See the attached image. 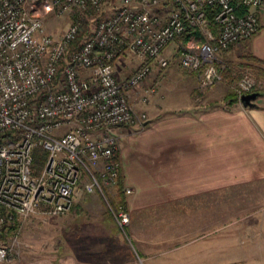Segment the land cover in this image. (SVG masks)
Instances as JSON below:
<instances>
[{
  "label": "built area",
  "instance_id": "built-area-1",
  "mask_svg": "<svg viewBox=\"0 0 264 264\" xmlns=\"http://www.w3.org/2000/svg\"><path fill=\"white\" fill-rule=\"evenodd\" d=\"M104 1L0 0V223L15 218L19 228L34 213H66L80 190L97 192L110 209L103 189L118 176L115 130L142 127L153 66L162 70L175 57L198 91L210 88L221 81L218 52L257 31L263 4L114 0L95 21ZM76 14L88 17L83 32ZM60 18L69 19L63 29L46 30ZM126 56L135 64L121 76ZM260 84L243 72L230 88L240 104ZM36 146L46 152L38 170ZM110 211L123 230L127 212ZM0 261H9L8 247L0 245Z\"/></svg>",
  "mask_w": 264,
  "mask_h": 264
},
{
  "label": "crops",
  "instance_id": "crops-1",
  "mask_svg": "<svg viewBox=\"0 0 264 264\" xmlns=\"http://www.w3.org/2000/svg\"><path fill=\"white\" fill-rule=\"evenodd\" d=\"M258 18L257 31L249 38L219 51L217 65L223 67L225 63H237L243 53L264 61V0ZM172 59L168 56L167 65L171 64ZM152 69L157 71L155 66ZM243 72L247 71L242 70L241 74ZM172 81L175 86L170 93L155 94L153 99L141 105L147 116L142 127H137L135 131L123 127L115 130L123 186L131 189L128 195L134 194L133 187L140 192L156 187L160 191L154 194V199L164 200L166 197L170 205L163 209L159 208V201L153 199L139 202L136 196L141 194L132 197L126 195L127 214L133 209L144 208H147L145 211L154 212L153 215L138 216L136 222L128 216V223L124 227L129 228L134 223L128 231L131 240L140 246L146 242L153 245L172 242V248L183 249L205 237H208V242L225 245L228 227L234 229V233L258 227L252 236H261L259 227L262 218H250L246 212H252L253 208L264 203V93L257 92L252 105L243 106L237 101L228 103L225 96L229 85L222 80L199 98L193 74L172 78ZM128 156H131L133 164L129 176L123 170V161ZM144 172L152 175L151 181H143L141 176ZM232 185L242 188L235 193L240 201V205L234 209L235 219L229 220L224 190ZM208 195L213 198L206 200L197 197ZM170 220L173 232L167 238L163 237L165 234H162V230L158 232L159 227L154 232L148 230L152 221L168 222L169 225ZM159 234L160 237L145 241L146 237ZM167 249L154 248L157 253ZM188 250L194 251L195 247ZM207 250L212 251V248ZM80 262L77 256H60L20 262L0 261V264Z\"/></svg>",
  "mask_w": 264,
  "mask_h": 264
},
{
  "label": "rangeland",
  "instance_id": "rangeland-1",
  "mask_svg": "<svg viewBox=\"0 0 264 264\" xmlns=\"http://www.w3.org/2000/svg\"><path fill=\"white\" fill-rule=\"evenodd\" d=\"M112 3H114V0H108L102 5L104 15L108 13ZM93 16L97 15L93 14ZM87 18L85 17L86 21H88ZM68 20L65 18L56 19L53 22L50 20L45 26L46 30L54 33L59 32L66 26ZM169 51H171V46L166 50V53L168 54ZM122 60L124 67L120 68L119 73L121 76H125L135 63L127 56L123 57ZM190 74L194 75V73L182 69L174 57L170 65H167L162 70L152 71V74L145 79L144 87H153V92L148 95L147 101L153 99L155 94L170 93L175 86L172 78L175 79L176 77ZM228 89H230V86ZM207 90L201 92L196 87L197 97L204 95ZM197 97H194V99ZM140 108L142 107L140 106ZM124 128L130 131L137 129L135 126H123ZM132 167L131 156H128L127 160L123 161V170L127 176L130 175ZM141 178L143 181L145 179L151 181L152 175L144 172ZM153 181L155 182V180ZM240 188L242 186L236 187L232 185L224 190L227 198L226 216L229 220L231 218L235 219L236 213L234 209L240 205L239 199L235 196L236 192L241 191ZM157 191L160 190L156 189V187L154 189L151 187L142 192L135 190V187H133L132 193L134 192V194H130L128 197L141 194L136 196L139 202L153 199L159 201L158 205L161 206L159 208H169V200L166 197H164V200L154 199L156 197L154 194L159 193ZM197 197L206 200L213 198L212 195ZM216 197L219 198L218 195ZM145 210L147 208L133 209L128 216L136 222L138 216H148V214L153 215L152 213H154L150 210ZM246 213L250 218H262L261 226L259 227L260 231H262L261 236H252L253 232L256 233L258 231V227L244 229L237 233H234L235 230L228 227L226 229L227 239L225 245L223 243L218 245L208 242V237H205L199 242L191 244L190 247L186 246L183 249L172 248V242L162 245H153L146 242V244L141 243L140 246L131 240L128 234V231L133 227V222L130 225L131 227H124V231L118 229L106 214L105 207L101 203L98 193H85L80 190L75 197L73 208L71 207L69 211L58 215L34 213L26 217L19 228L17 227L8 234L4 240H0V244L9 248V262H20L36 258L77 256L81 260V264H264V203L253 208L252 212ZM167 224L168 222L152 221L148 225L150 227L148 230L154 232L156 227H159L157 229L158 232L162 230V234H165L163 237L167 238L173 232L172 221L170 220V224ZM230 232L233 233L229 234ZM160 236V234L154 237L152 235V237H146L145 241ZM144 247L146 249L143 251ZM194 247V251L188 250V248L192 249ZM219 247H221V250H219ZM154 248L168 249L157 253ZM203 248L204 250H202ZM208 248H212V251H208ZM239 257L242 259H239Z\"/></svg>",
  "mask_w": 264,
  "mask_h": 264
},
{
  "label": "trees",
  "instance_id": "trees-1",
  "mask_svg": "<svg viewBox=\"0 0 264 264\" xmlns=\"http://www.w3.org/2000/svg\"><path fill=\"white\" fill-rule=\"evenodd\" d=\"M107 1L108 0H105L104 3H106ZM104 3L100 5L101 11L99 15L95 17V21L100 20L104 15L102 11V5ZM207 14L208 16H210V13L207 12ZM72 19H74L78 23V26L82 32L86 29V27L89 24L85 19V15L83 14H81V16H78L77 14L73 15ZM185 35H183V37ZM217 67L221 74V80L224 81L229 86L233 85L238 80V78L241 76L242 70L248 71L250 75L255 79V81H259L261 83L260 86L254 87L251 90V92L256 91L259 94L264 93V61L257 59L256 57H253L249 53H243L236 64L225 63V65L222 68L219 65H217ZM225 97L227 98L229 104L237 101L236 96L231 88L228 89ZM32 155H33L32 166L35 170H38L42 164L46 152L41 147L36 146L32 150ZM116 159L118 161L117 154H116ZM123 188L124 186H123L122 175L119 166L118 176L115 185L110 189H106V188L103 189L107 203L112 211H116L118 207H121L124 211H126V202H125L126 196L123 192ZM100 201L105 207L106 214L111 219V221H113L111 211L107 207V204L104 202V200L101 197H100ZM16 227H17V220L15 218L12 221H4L0 223V240H4V238L12 231H14ZM0 245L7 247L6 245H2V244Z\"/></svg>",
  "mask_w": 264,
  "mask_h": 264
},
{
  "label": "water",
  "instance_id": "water-1",
  "mask_svg": "<svg viewBox=\"0 0 264 264\" xmlns=\"http://www.w3.org/2000/svg\"><path fill=\"white\" fill-rule=\"evenodd\" d=\"M257 96V92L253 91L250 93L243 94L240 97V103L241 105L245 106H251L252 105V100H254Z\"/></svg>",
  "mask_w": 264,
  "mask_h": 264
}]
</instances>
